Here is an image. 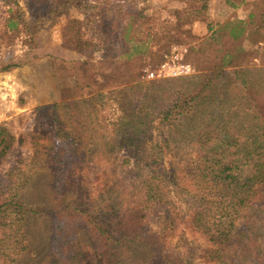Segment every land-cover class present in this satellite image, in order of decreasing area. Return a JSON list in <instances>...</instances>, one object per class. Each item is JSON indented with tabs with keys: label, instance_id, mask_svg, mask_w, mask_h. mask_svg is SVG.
Wrapping results in <instances>:
<instances>
[{
	"label": "rangeland",
	"instance_id": "374dc122",
	"mask_svg": "<svg viewBox=\"0 0 264 264\" xmlns=\"http://www.w3.org/2000/svg\"><path fill=\"white\" fill-rule=\"evenodd\" d=\"M253 1L259 3L253 5ZM259 14L264 17V0H0V124L13 136L11 150L0 159V189L11 187L27 210L23 216L11 215L26 234L25 241L17 235L1 240L0 234V264H54L46 242L49 212L56 199L88 208L102 218L110 207L117 214L123 212L146 169L137 168L136 160L123 147H112L118 118L129 110L118 100L123 102L127 96L133 100L135 93L145 91L162 92L157 86L144 88L160 79H168L163 85L166 92L180 88L182 82L169 80L175 77L147 78L146 70L176 46L196 73L209 66L214 48L224 43L208 30L209 25L214 27L226 17L246 18V26L255 29ZM69 18L86 22L82 30L96 48L90 56L65 45L64 24ZM131 35L134 37L126 40ZM248 45V55L240 62L249 72L236 76L228 69L225 95L221 99L209 95L191 112L200 126L229 135L252 133L248 129L255 124L253 113L245 109L241 97L264 95V41ZM242 80L248 82V88ZM133 85L139 86L131 88ZM182 122L171 130L179 137L189 128ZM153 125L146 136L152 134L153 143L170 152L152 165L176 170L193 157L191 143H178L182 138L174 137L176 141L164 144L161 138L171 131L157 121ZM64 131L79 136L80 142H74L65 174L57 176L53 144L57 136L63 138ZM239 168L247 174L251 164L241 163ZM62 178L56 192L55 184ZM180 185L191 188L186 180ZM174 190L170 186L166 205L176 213L174 228L165 230L168 252L188 255L187 264H264V182L238 208L231 241L220 252L189 224L193 207ZM163 210L151 214L152 228ZM23 244L29 254L23 251ZM90 244L83 239V261L95 264ZM135 250L144 263L168 264L167 257L146 245Z\"/></svg>",
	"mask_w": 264,
	"mask_h": 264
},
{
	"label": "trees",
	"instance_id": "16d2710c",
	"mask_svg": "<svg viewBox=\"0 0 264 264\" xmlns=\"http://www.w3.org/2000/svg\"><path fill=\"white\" fill-rule=\"evenodd\" d=\"M258 3L252 2L253 5ZM138 14H141V10ZM259 16L260 21L255 29L246 26V18L226 17L216 23L215 28L209 25L208 30L216 33L221 40L224 39V43L214 48L209 66L193 74L169 79L178 84L182 82L180 88L166 92L163 85L168 79H160L148 82L144 88L157 86V90L164 92L151 94L144 90L143 94L135 93L133 100H129L128 96L124 97L123 102L118 100L120 106H125L130 111L122 112L118 118L114 136L111 137L112 147H123L136 160L137 168H143V171L146 169V176L135 185L137 189L128 199V205L123 212L117 214L110 207L103 218L93 214L88 208L71 206L56 199L49 212L51 227L46 242L47 255L54 264H90L83 261L84 238L92 242L90 250L95 264H147L144 263L143 256L135 250L144 245L152 248L156 254L167 257L165 262L168 264H187L188 255L180 251L168 252L163 241L165 230L168 226L174 228L176 220V213L166 206L169 203L167 195L170 194V186L175 190L177 188L186 197L183 201L193 207L189 224L205 235L216 246L217 251L220 252L222 246L231 241L233 216L249 199V194L255 191V187L264 182V95L256 96L253 93L251 98L245 95L241 97L246 101L245 109L253 113L255 122L248 129L252 133H245V136L242 131L229 135L223 130L215 131L200 126L201 123L193 118L191 112H196L195 107L199 100L209 95L214 99H221L220 96L225 95L229 88L225 80L228 69L232 68L236 76L249 72L240 61L248 55V44L264 41V17L261 14ZM138 19H134L133 23ZM252 21L251 19L250 22ZM85 23L84 19L69 18L64 24V43L68 47L82 49L90 56L96 48H93L92 40L84 35L82 27L84 28ZM133 37L131 35L126 40ZM241 83L244 87L248 84L246 80ZM134 86L139 85L131 88ZM187 115L189 117L182 122ZM155 121L164 124L168 131L180 122L189 125L187 132L180 137L171 131L161 138L164 144L171 140L176 141L174 137L182 138L177 140L178 143H191L190 153L193 152V157L176 170H173L174 166L166 168L163 164H151L152 161L162 159L164 152H170L163 150L164 145L154 144L152 134L146 136L154 128ZM194 128L196 129L193 131ZM79 139V136L65 131L63 138L57 136L53 144L57 176L65 174L66 160L73 153L74 142H80ZM12 145V134L0 124V159L8 154ZM241 163L251 164V170L247 174L239 168ZM62 180L63 178L55 184L56 192ZM183 180L188 181L191 188L181 187L180 181ZM15 195L11 187L0 189L1 240L14 235L20 236L24 241L27 239L26 234L20 230L21 226L11 216H23L27 211L16 200ZM161 207L164 209L163 213L157 214L155 227L152 228L149 224L151 214ZM22 247L23 251L30 253L29 250L27 252L26 244Z\"/></svg>",
	"mask_w": 264,
	"mask_h": 264
},
{
	"label": "built area",
	"instance_id": "2783aa9c",
	"mask_svg": "<svg viewBox=\"0 0 264 264\" xmlns=\"http://www.w3.org/2000/svg\"><path fill=\"white\" fill-rule=\"evenodd\" d=\"M174 46L169 54H165L159 64L146 70L147 78L178 77L192 74L194 66L183 58V52ZM185 51V48H183Z\"/></svg>",
	"mask_w": 264,
	"mask_h": 264
}]
</instances>
